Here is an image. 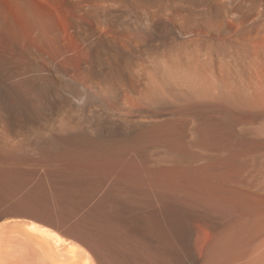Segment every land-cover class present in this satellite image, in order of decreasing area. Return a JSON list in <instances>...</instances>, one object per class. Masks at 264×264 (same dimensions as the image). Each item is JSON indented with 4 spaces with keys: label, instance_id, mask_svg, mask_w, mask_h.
<instances>
[{
    "label": "bare ground",
    "instance_id": "6f19581e",
    "mask_svg": "<svg viewBox=\"0 0 264 264\" xmlns=\"http://www.w3.org/2000/svg\"><path fill=\"white\" fill-rule=\"evenodd\" d=\"M2 26L0 264H264V0H0ZM24 31L68 69L31 35L3 64Z\"/></svg>",
    "mask_w": 264,
    "mask_h": 264
},
{
    "label": "rangeland",
    "instance_id": "374dc122",
    "mask_svg": "<svg viewBox=\"0 0 264 264\" xmlns=\"http://www.w3.org/2000/svg\"><path fill=\"white\" fill-rule=\"evenodd\" d=\"M7 5H8V7L9 6H11V4L10 3H7ZM9 9L11 10V8L9 7ZM12 11H10V13H11ZM36 12H37V17L39 18L40 17V15L44 12V10L42 9V8H38L37 10H36ZM9 13V12H8ZM7 15L8 14H6L4 17H6V18H2L3 19V23L5 22V24L7 25H5V27H3L2 26V28H1V30L0 31H2L3 30V28H5L3 31H4V33H2V32H0V34H1V36H0V50H2L3 49V47H2V45H3V37L2 36H4L5 35V37H4V39L6 38L7 40H9L10 39V37L9 36H11V39L10 40H12L13 38V36H14V34H12L13 33V29H12V27H11V25H10V23H11V21L9 20L10 18L9 17H7ZM9 16V15H8ZM5 19H6V21H5ZM8 22H9V24H8ZM4 25V24H3ZM22 25V24H21ZM47 25H50L49 23L48 24H46V26ZM23 26L24 25H22V30H24L23 29ZM5 30H7V32L5 31ZM8 30H9V32L12 34H9V32H8ZM21 31V30H20ZM25 32V31H24ZM48 31H46V33H47ZM8 33V34H7ZM21 33H23V31H21ZM45 33V34H46ZM2 34H4V35H2ZM6 35H9V36H6ZM23 35V34H22ZM31 34L30 33H28V32H25L24 33V36H26L25 37V39L24 40H20V41H18V43H17V45H16V51H15V53H16V55H14L13 57H11L12 58V61L14 60L15 62H17V60H18V57H21L22 56V52H27V49H29V44L32 42V44L31 45H34V47H35V49H37V50H39L46 58H50V59H52V60H55L56 62H58L60 65H62V67L63 68H66V69H68L67 68V65H66V63H65V61L62 59V57L60 56V55H57V54H55L54 53V51L52 50V48H51V46H50V44L48 43V41H49V36L46 34V38H45V45H44V43L43 44H41L40 42H38L37 43V41L36 40H34V36L33 35H31L32 36V39H31V36H30ZM61 37L65 40V42H67L68 43V39H67V36H66V34L64 33V32H62L61 34ZM48 36V37H47ZM27 38H30V39H27ZM46 39H48V41L46 40ZM30 40V41H29ZM33 40V41H32ZM23 41H24V43H23ZM30 43H29V42ZM34 41H35V43H34ZM25 42H27V43H25ZM48 43V44H47ZM20 45V46H19ZM50 46V47H49ZM27 48V49H26ZM18 53V54H17ZM21 56H20V55ZM0 55H2V54H0ZM19 55V56H18ZM3 57V56H2ZM16 58V59H15ZM5 60V59H4ZM10 60V59H9ZM8 59L7 60H5L6 62H4L3 61V59H2V61H1V63H3V64H5V63H7V65H11L12 63H14V65H15V62L13 61H11L10 60V62H7V61H9ZM9 63V64H8ZM13 65V66H14ZM21 89H22V87H21ZM24 91V90H23Z\"/></svg>",
    "mask_w": 264,
    "mask_h": 264
}]
</instances>
